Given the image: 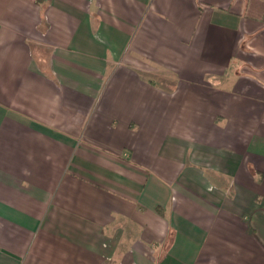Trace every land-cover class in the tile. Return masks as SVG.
Masks as SVG:
<instances>
[{"label":"crops","instance_id":"1","mask_svg":"<svg viewBox=\"0 0 264 264\" xmlns=\"http://www.w3.org/2000/svg\"><path fill=\"white\" fill-rule=\"evenodd\" d=\"M0 264H264V0H0Z\"/></svg>","mask_w":264,"mask_h":264},{"label":"rangeland","instance_id":"2","mask_svg":"<svg viewBox=\"0 0 264 264\" xmlns=\"http://www.w3.org/2000/svg\"><path fill=\"white\" fill-rule=\"evenodd\" d=\"M151 79H153L155 82L157 83H162L163 85L166 83V82H170L171 81L169 80V78H164L163 76H161L160 74H157V75H152L151 76ZM170 85V84H169ZM168 85V86H169Z\"/></svg>","mask_w":264,"mask_h":264}]
</instances>
